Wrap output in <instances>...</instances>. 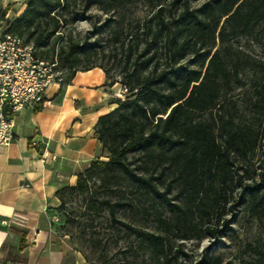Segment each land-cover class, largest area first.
<instances>
[{"label": "trees", "instance_id": "obj_1", "mask_svg": "<svg viewBox=\"0 0 264 264\" xmlns=\"http://www.w3.org/2000/svg\"><path fill=\"white\" fill-rule=\"evenodd\" d=\"M83 1L84 10L93 2L118 10L134 0ZM148 1L155 11L142 23L126 32L117 23L111 31L113 50L120 52L119 83L129 98L116 99L117 106L100 115L94 126L100 156L106 160L92 161L68 189L86 191L88 206L106 207L112 221L120 208L132 211L141 205L155 224L153 231H137L141 242L155 262L175 264L170 234L180 232L186 239L204 229L211 235L220 232L210 221H217L220 201L226 200L231 185L242 188L244 208L264 216V75L253 81L251 119L235 124L231 114L225 119L213 115L222 108L223 91L239 83L240 61L230 43L264 36V0H209L201 6H192L191 0ZM70 4L76 0H26L23 12L6 20L4 28L32 43L38 58L56 60L68 82L77 71L93 67L101 68L108 80L109 71L95 63L104 54L100 45L71 37L57 43ZM9 8L1 11V20ZM114 51L111 57L116 59ZM255 66L264 70V61ZM256 150L260 173L248 183L234 162ZM94 176L115 199L93 195L86 184ZM203 220L209 223L204 229L199 227ZM246 247L253 255L242 264H264V240ZM219 263L217 256L205 261Z\"/></svg>", "mask_w": 264, "mask_h": 264}, {"label": "rangeland", "instance_id": "obj_2", "mask_svg": "<svg viewBox=\"0 0 264 264\" xmlns=\"http://www.w3.org/2000/svg\"><path fill=\"white\" fill-rule=\"evenodd\" d=\"M3 1L9 2L8 5L11 7L9 15L13 13L15 15L26 2V0ZM168 1L157 0L154 3L165 4ZM208 1L191 0V3L192 6H201ZM83 4V0H76L75 5L70 4L61 28L63 36L57 43L62 44L66 38L71 37L73 40L100 45L104 50V56L100 55L95 63L109 71L107 82L120 84L117 63L120 52L118 49L113 50L111 31L117 23L124 31L134 29L138 23H142L154 13V4L149 3L148 0H134L118 10L99 2H93L88 9L84 10ZM0 21L4 26L5 17L2 20L0 18ZM123 38L124 34H120V39ZM115 47L118 48V45ZM229 47L240 61L239 83L234 82L230 90L223 91L222 108L213 112V115L217 119L218 117L225 119L231 114L234 123L240 124L253 117V109L249 101L256 98L253 81H258L261 74L264 75V70L255 66L256 62L264 61V36L261 33L256 38L241 37L233 40ZM111 51L117 54L116 59L111 57L113 55ZM196 63L197 60L191 62L190 67H195ZM61 75L63 80L60 87L62 88L68 83V74L62 72ZM115 95L117 99L129 98L122 86ZM98 158L106 160L105 155ZM260 161V151L256 150L246 158L236 159L235 171L242 175L245 182L250 183L256 180L260 173ZM86 185L89 190L96 192L93 195L98 196V199L103 197L115 199L110 191L101 189L100 181L96 176L88 179ZM69 186L59 188L61 191L57 197L60 204L50 211L51 231L64 239L69 251H79L88 262L93 264H164L157 263L150 257L149 251L137 234L138 230L145 232L155 230L151 217L141 212V205L138 204L135 206L136 210L132 211L120 208L116 214L117 220L112 221L106 207L100 204L96 208L89 207L88 193L71 191L68 189ZM241 189L238 184L230 186L226 193V200L220 201L223 208L221 214L217 216V221L214 219L210 221L211 225H216L221 230L220 232L211 235L204 229L209 223L203 220L199 221V227L204 229L202 233L191 234L186 239L180 237V232L170 234L171 256L175 264H205L210 256L219 257V264H242L244 260L251 258L253 253L246 246L264 240V216H258L248 208H244L241 203ZM171 193L174 194L175 190ZM165 213L166 216L169 214L167 211ZM126 225H130L135 230H130Z\"/></svg>", "mask_w": 264, "mask_h": 264}, {"label": "crops", "instance_id": "obj_3", "mask_svg": "<svg viewBox=\"0 0 264 264\" xmlns=\"http://www.w3.org/2000/svg\"><path fill=\"white\" fill-rule=\"evenodd\" d=\"M8 4L0 0V12ZM24 9L9 15L10 7L5 19ZM120 89L93 67L62 88L51 85L39 103L15 115L13 140L0 144V264H91L52 233L50 211L60 204L57 190L74 185L100 156L94 126L117 106Z\"/></svg>", "mask_w": 264, "mask_h": 264}, {"label": "built area", "instance_id": "obj_4", "mask_svg": "<svg viewBox=\"0 0 264 264\" xmlns=\"http://www.w3.org/2000/svg\"><path fill=\"white\" fill-rule=\"evenodd\" d=\"M36 48L23 37L9 33L0 21V144L14 138V117L26 106L41 101L47 89L61 84L57 62L38 58Z\"/></svg>", "mask_w": 264, "mask_h": 264}]
</instances>
